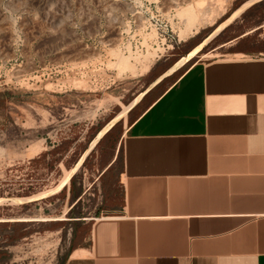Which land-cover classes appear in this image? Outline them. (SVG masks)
Instances as JSON below:
<instances>
[{"label": "rangeland", "instance_id": "374dc122", "mask_svg": "<svg viewBox=\"0 0 264 264\" xmlns=\"http://www.w3.org/2000/svg\"><path fill=\"white\" fill-rule=\"evenodd\" d=\"M254 49L264 0H0V264H63L119 205L133 117L192 63Z\"/></svg>", "mask_w": 264, "mask_h": 264}, {"label": "crops", "instance_id": "0c3cea01", "mask_svg": "<svg viewBox=\"0 0 264 264\" xmlns=\"http://www.w3.org/2000/svg\"><path fill=\"white\" fill-rule=\"evenodd\" d=\"M120 143L119 205L63 264H264V49L192 63Z\"/></svg>", "mask_w": 264, "mask_h": 264}, {"label": "bare ground", "instance_id": "6f19581e", "mask_svg": "<svg viewBox=\"0 0 264 264\" xmlns=\"http://www.w3.org/2000/svg\"><path fill=\"white\" fill-rule=\"evenodd\" d=\"M245 5H247V4H245ZM245 5H243L242 7H240L237 11H236V13L234 14V16L236 15V14H238L239 12H241L242 11V9H243V7L245 6ZM233 17V16H232ZM231 17V18H232ZM197 33V30L195 31V32H193V33H189L190 35L191 34H196ZM185 36H182L183 37V39H187L188 38V36H186V34H184ZM186 61V59H184V60H181V61H179L178 63H177V65L170 71V72H172L173 70H175V69H178V68H180V67H182L183 65H184V62ZM169 72V73H170ZM138 100V99H137ZM136 100V101H137ZM136 103V102H135ZM134 103V104H135ZM133 105V104H132ZM131 108V107H130ZM106 130H103L99 135H98V137L97 138H99V137H101L102 136V134L105 132ZM26 219H21V221H25ZM11 221V220H10Z\"/></svg>", "mask_w": 264, "mask_h": 264}]
</instances>
